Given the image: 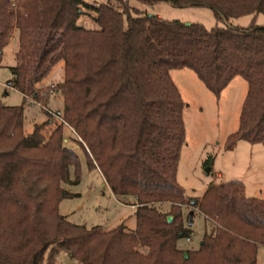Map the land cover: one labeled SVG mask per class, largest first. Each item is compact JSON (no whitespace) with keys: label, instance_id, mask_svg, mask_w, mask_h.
I'll return each instance as SVG.
<instances>
[{"label":"trees","instance_id":"obj_1","mask_svg":"<svg viewBox=\"0 0 264 264\" xmlns=\"http://www.w3.org/2000/svg\"><path fill=\"white\" fill-rule=\"evenodd\" d=\"M106 1L0 0V64L15 35L9 86L43 102L48 95L40 99L41 85L62 63L56 115L110 192L135 199L136 228H86L60 215L59 203L73 196L62 188L71 169L79 180V159L64 146L62 125L45 142L50 120L25 135L23 107L0 104V264H57L59 252L79 264H256L264 246V199L246 197L235 180L210 184L200 198L186 196L178 184L184 102L169 72L192 71L216 99L242 78L247 92L224 149L238 141L262 144L264 27L255 18L264 16V0H135L209 8L222 24L211 29L142 15L129 0ZM86 10L94 13V28L78 24ZM244 16H253L248 26L229 25ZM185 207L208 224L197 250L177 247L192 233Z\"/></svg>","mask_w":264,"mask_h":264},{"label":"rangeland","instance_id":"obj_2","mask_svg":"<svg viewBox=\"0 0 264 264\" xmlns=\"http://www.w3.org/2000/svg\"><path fill=\"white\" fill-rule=\"evenodd\" d=\"M83 1L91 6L107 4L106 0ZM112 5L121 10L118 5ZM129 6L131 9L140 11L142 15H159L164 21H177L184 24L198 23L206 29H211L216 24L222 25L216 22L214 14L209 8H175L166 2H159L153 7H147L135 0H129ZM131 14L135 16L133 12ZM93 17L94 13L86 10L78 24L87 29L94 28ZM252 20L253 16H244L230 20L229 25L246 27ZM255 25L264 27L263 15L256 16ZM16 52V41H11L3 50V61L0 64V104L23 107L25 135L33 131L35 123L42 122L44 119L50 120L51 123L42 130L45 142L48 141L51 132L62 125L63 138L66 139V142L63 140L64 146L74 151L79 159L78 182L75 181L74 172L71 169L68 180L62 184V188L73 196L63 199L59 203V214L64 216L68 222L86 228L101 227L111 230L123 220L127 228L135 229L136 220L128 207L132 205L121 201L120 197L114 196L110 192L99 170L88 167L86 156L79 148L75 134L67 125L63 124L61 117L55 118L56 111L62 110L63 103L62 94L56 88L63 76L62 63L53 68L51 74L41 85L45 90L49 85H55L54 93L49 94L42 102V105L52 113L48 114L42 108L27 105L17 92L11 87L7 88L12 80L10 67L16 63ZM169 74L184 102L185 143L180 151L177 181L186 196L200 198L210 184L219 185L235 180L244 185L246 197L264 199V142L251 145L241 141L237 145L240 142L238 141L237 146L235 145L236 148L234 147L231 151L224 149L226 138L236 131L241 98L247 90L246 82L242 78L236 77L223 97L217 100L192 71L188 69L171 70ZM218 173L222 175V179L217 178ZM158 208L162 212L168 211L167 205H160ZM191 209V207L184 208L186 225L189 213L191 211L193 213L191 242L187 243L185 239H180L177 243L180 250H197L203 233L208 230L204 218L197 210ZM56 262L57 264H79L65 252H59ZM256 264H264V246H259L257 249Z\"/></svg>","mask_w":264,"mask_h":264},{"label":"crops","instance_id":"obj_3","mask_svg":"<svg viewBox=\"0 0 264 264\" xmlns=\"http://www.w3.org/2000/svg\"><path fill=\"white\" fill-rule=\"evenodd\" d=\"M168 5H170L169 3H168ZM170 6H172V5H170ZM157 17H159L160 18V16L159 15H157ZM161 19V18H160ZM11 41H16L15 40V35H13L12 36V39H11ZM10 41V42H11ZM17 48H18V46H17ZM3 56H4V54H3ZM2 61H3V59H2ZM2 63V62H1ZM13 67V66H12ZM235 79V78H234ZM234 79L229 83V85L222 91V93H221V95H220V98L219 99H221L222 97H223V94L227 91V89L231 86V84L233 83V81H234ZM10 84V83H9ZM9 84H8V86H9ZM204 86V85H203ZM10 87V86H9ZM178 89V88H177ZM15 92H17L21 97H22V99H23V95L20 93V92H18L17 90H15V89H13ZM246 92H247V90H246ZM246 92H245V95H246ZM180 93V92H179ZM5 95H7V93H5ZM181 95V94H180ZM245 95H244V93H243V97L241 98V105H240V109H241V106H242V103H243V101H244V98H245ZM219 99H217V100H219ZM50 106V103H49V105H48V107ZM60 113V110H58V111H56V114H59ZM240 113V112H239ZM238 118H239V116H238ZM46 121V119H44L42 122H39V123H35L34 125H33V128L35 127V126H37V125H39V124H42L43 122H45ZM237 127H238V124H237ZM237 127H236V129H237ZM27 134H29V133H27ZM64 142H66V139L64 140ZM239 143H241V141L240 142H238L237 143V145L239 144ZM236 145V146H237ZM236 148V147H235ZM217 178L218 179H222V175L220 174V173H218L217 174ZM230 181H233V180H230ZM229 182V181H228ZM220 184H222V183H220ZM109 189V188H108ZM121 201H124V202H126V203H128V204H130V205H134L135 204V199L133 198V197H120L119 198ZM261 199V198H260ZM127 200V201H126ZM117 201V200H116ZM129 208H130V210L133 212V215H134V211H135V208H132L131 206H128ZM193 217V216H192ZM190 218V217H189ZM190 222H191V226H193V220H192V218H190ZM121 223H124L125 224V222L122 220L121 221ZM208 225V224H207ZM126 229L127 230H129V231H133V230H135V229H130V228H127L126 227ZM106 230V229H105ZM199 244H200V242H199ZM199 244H198V246H199Z\"/></svg>","mask_w":264,"mask_h":264},{"label":"built area","instance_id":"obj_4","mask_svg":"<svg viewBox=\"0 0 264 264\" xmlns=\"http://www.w3.org/2000/svg\"><path fill=\"white\" fill-rule=\"evenodd\" d=\"M7 88H9V86H7ZM55 91V85L51 84L49 85V87L40 94V99L44 98L46 95H49V94H53ZM23 99H24V102L27 104V105H31V106H36L38 108H42L46 113L48 114H52L47 108H45L43 105H42V100H35L31 97H27V96H23ZM55 118H58L57 115H55ZM132 208H136L137 206L134 204L131 206ZM186 242L187 243H190L191 242V239L190 237H187L186 239ZM142 251L144 252H147V248L146 247H143L142 248Z\"/></svg>","mask_w":264,"mask_h":264},{"label":"water","instance_id":"obj_5","mask_svg":"<svg viewBox=\"0 0 264 264\" xmlns=\"http://www.w3.org/2000/svg\"><path fill=\"white\" fill-rule=\"evenodd\" d=\"M192 215H193V213H192V212H190V213H189V217L191 218V217H192ZM171 220H172V218H171V217H168V218H167V221H168V222H171ZM184 258H187V254H184Z\"/></svg>","mask_w":264,"mask_h":264}]
</instances>
